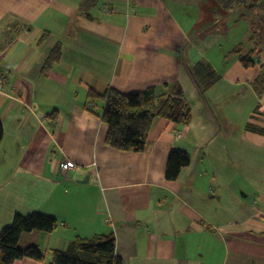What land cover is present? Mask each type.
I'll return each mask as SVG.
<instances>
[{
  "label": "crops",
  "instance_id": "obj_1",
  "mask_svg": "<svg viewBox=\"0 0 264 264\" xmlns=\"http://www.w3.org/2000/svg\"><path fill=\"white\" fill-rule=\"evenodd\" d=\"M256 10L214 0H0V230L38 212L57 228L24 234L20 246L46 257L76 237L112 235L123 264H264V29L227 33ZM239 46L254 51L252 66L241 65ZM55 47L59 60L45 69ZM198 61L220 77L203 95L188 68ZM172 84L190 108L187 125L155 119L143 153L105 145L104 102L89 91ZM171 148L190 164L169 182ZM63 161L74 167L60 171Z\"/></svg>",
  "mask_w": 264,
  "mask_h": 264
},
{
  "label": "trees",
  "instance_id": "obj_2",
  "mask_svg": "<svg viewBox=\"0 0 264 264\" xmlns=\"http://www.w3.org/2000/svg\"><path fill=\"white\" fill-rule=\"evenodd\" d=\"M87 1V0H85ZM221 10L236 7L264 10V2L256 0H214ZM208 32V30H207ZM206 32V33H207ZM263 43V41H262ZM241 65L252 66L254 51L243 54L239 46L234 50ZM60 49L55 47L45 61V69L59 60ZM189 74L203 95L219 79L217 72L206 61H198L189 66ZM258 86L264 88V72L260 75ZM101 99L104 102L100 120L106 125L105 145L121 152L143 153L148 148V135L155 119L163 118L177 125L185 126L191 118L190 108L182 98L177 84L168 89L157 90L149 87L141 92L122 94L114 89L104 94L88 92V100ZM88 111L91 109L85 107ZM3 128L0 120V143ZM190 164L189 155L180 149H169L164 178L175 181L183 168ZM58 226L57 220L49 215L33 212L27 215L16 214L9 226L0 230V264H13L23 259H31L47 264H123L115 253V239L112 235H96L92 238L76 237L65 250H52L47 261L45 252L36 245L20 246L21 237L32 232L50 234Z\"/></svg>",
  "mask_w": 264,
  "mask_h": 264
},
{
  "label": "rangeland",
  "instance_id": "obj_3",
  "mask_svg": "<svg viewBox=\"0 0 264 264\" xmlns=\"http://www.w3.org/2000/svg\"><path fill=\"white\" fill-rule=\"evenodd\" d=\"M257 12L254 14H246V16H241L238 18V22L237 25L235 27H232V24H230V29L229 31H227L229 38L231 40H238V38H241L243 36V34L246 32L247 30V34L249 32V27L251 26V30L254 32H257L258 34H261L263 29H264V12L260 11V10H256ZM261 18V20L258 21V19ZM252 22V25H249V23ZM256 23H258L259 25H257ZM251 31V32H252ZM245 46L247 47L248 44L247 42H245V44H243V47L245 48ZM254 46L253 43L251 44V47ZM242 47V48H243ZM2 77H4L5 75L2 73H0ZM6 77V76H5ZM6 80V78H5ZM22 242L23 238H22ZM29 246V245H28ZM26 247V246H25ZM47 261L49 260V256L47 255ZM47 264V263H44Z\"/></svg>",
  "mask_w": 264,
  "mask_h": 264
},
{
  "label": "built area",
  "instance_id": "obj_4",
  "mask_svg": "<svg viewBox=\"0 0 264 264\" xmlns=\"http://www.w3.org/2000/svg\"><path fill=\"white\" fill-rule=\"evenodd\" d=\"M5 77H2L0 74V91H2V87L6 84L5 82ZM177 137H180L179 135H176ZM74 166L72 163L68 162V161H63L60 162L59 164V169L60 171H67L69 169H72Z\"/></svg>",
  "mask_w": 264,
  "mask_h": 264
},
{
  "label": "water",
  "instance_id": "obj_5",
  "mask_svg": "<svg viewBox=\"0 0 264 264\" xmlns=\"http://www.w3.org/2000/svg\"><path fill=\"white\" fill-rule=\"evenodd\" d=\"M86 182H87V180L83 181V183H86Z\"/></svg>",
  "mask_w": 264,
  "mask_h": 264
}]
</instances>
